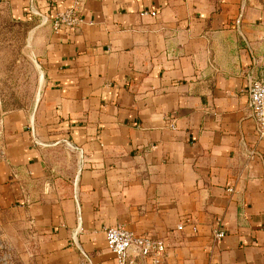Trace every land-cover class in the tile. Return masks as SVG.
<instances>
[{"label": "crops", "instance_id": "1", "mask_svg": "<svg viewBox=\"0 0 264 264\" xmlns=\"http://www.w3.org/2000/svg\"><path fill=\"white\" fill-rule=\"evenodd\" d=\"M0 2L47 18L28 34L37 98L0 137V206L35 226L41 264H116L115 225L164 240L160 264H264V138L247 94L264 74V0ZM72 6L78 29L55 31Z\"/></svg>", "mask_w": 264, "mask_h": 264}, {"label": "rangeland", "instance_id": "2", "mask_svg": "<svg viewBox=\"0 0 264 264\" xmlns=\"http://www.w3.org/2000/svg\"><path fill=\"white\" fill-rule=\"evenodd\" d=\"M28 34L23 19L0 2V137L4 117L30 109L39 92L40 70ZM40 237L22 211L0 206V264H41Z\"/></svg>", "mask_w": 264, "mask_h": 264}, {"label": "built area", "instance_id": "3", "mask_svg": "<svg viewBox=\"0 0 264 264\" xmlns=\"http://www.w3.org/2000/svg\"><path fill=\"white\" fill-rule=\"evenodd\" d=\"M151 14L154 15L155 12H151ZM27 15L32 19L39 17L40 23L47 20L32 5L28 9ZM81 22L82 19L75 6L60 9L51 18V24L55 31L77 30ZM247 94L248 105L255 122V135L257 140H261L264 138V74L260 77L249 76ZM171 126L173 127L172 124ZM242 143L245 144L243 139ZM248 153L253 156L257 152L252 148L248 150ZM226 190L233 192L234 188L228 186ZM183 226V223L179 224L178 229H182ZM193 229L196 228L193 227ZM104 235L108 248L114 254L116 264H160L165 257L166 244L160 238L148 234H138L123 225L105 227ZM224 235L225 231L221 228L220 221H217L213 229L214 241H220Z\"/></svg>", "mask_w": 264, "mask_h": 264}, {"label": "trees", "instance_id": "4", "mask_svg": "<svg viewBox=\"0 0 264 264\" xmlns=\"http://www.w3.org/2000/svg\"><path fill=\"white\" fill-rule=\"evenodd\" d=\"M24 23H26V27L28 28V31L36 25L35 21H32L30 19H23Z\"/></svg>", "mask_w": 264, "mask_h": 264}]
</instances>
